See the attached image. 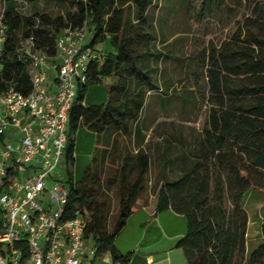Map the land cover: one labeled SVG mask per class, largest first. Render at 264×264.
<instances>
[{
	"label": "trees",
	"instance_id": "16d2710c",
	"mask_svg": "<svg viewBox=\"0 0 264 264\" xmlns=\"http://www.w3.org/2000/svg\"><path fill=\"white\" fill-rule=\"evenodd\" d=\"M198 1L203 10L209 2ZM160 2L72 0L57 14L24 16L7 0L0 16V94L13 90L29 95L30 62L21 59L22 51L38 50L54 58L57 38L66 30L86 26L92 47L110 44L112 51L90 64L70 111L68 167L75 161L80 129L95 134L96 142L82 180L74 182L68 171L66 212L80 210L89 216L85 239L94 260L109 254L112 264H131L132 254L121 253L115 243L147 190L151 159L146 146L155 131L142 119L147 98L162 93V105L174 98L186 109L200 99L195 91L201 74L206 121L194 149L165 139L169 144L158 155L154 211L171 210L186 218L177 248L187 264H264V220L263 241L247 257L249 216L244 208L250 190L264 192V0H251L250 15L236 23L233 33L207 44L195 59L193 90L180 92L159 77L164 55L154 42L165 33L157 30L150 11ZM105 79L110 80L107 102L84 105L89 87Z\"/></svg>",
	"mask_w": 264,
	"mask_h": 264
},
{
	"label": "built area",
	"instance_id": "2783aa9c",
	"mask_svg": "<svg viewBox=\"0 0 264 264\" xmlns=\"http://www.w3.org/2000/svg\"><path fill=\"white\" fill-rule=\"evenodd\" d=\"M90 37L86 26L66 30L54 58L27 49L32 92L0 94V264H86L89 216L66 212L71 185L56 177L68 172V123L78 86L103 56Z\"/></svg>",
	"mask_w": 264,
	"mask_h": 264
},
{
	"label": "rangeland",
	"instance_id": "374dc122",
	"mask_svg": "<svg viewBox=\"0 0 264 264\" xmlns=\"http://www.w3.org/2000/svg\"><path fill=\"white\" fill-rule=\"evenodd\" d=\"M17 11L24 16H32L35 12L57 14L69 7L72 0H13ZM251 0H209L202 9V1L198 0H161L157 9H152L150 15L153 18L158 31H164L165 37L157 36L154 42L155 50L163 53L164 60L159 67L160 79L167 84L175 85V92L184 88L193 90L195 71L197 64L195 59L205 51L211 40L220 42L229 37L236 29V23L241 22L244 17L251 13ZM7 0H0V16L2 15ZM101 53L107 55L112 51L110 44L98 45ZM26 48V47H24ZM22 48V49H24ZM25 52L21 53V59H25ZM200 87L196 89L200 95L199 101L186 109L181 106L178 99L167 98L166 104L162 105L161 99L165 98L162 93L151 94L147 98L146 107L142 119L155 129L154 137L149 139L146 152L151 159V168L148 174L147 190L140 199L146 202L154 200V189L160 172L159 153L168 146V138L174 146L184 144L187 150L194 149L200 137L206 121L207 106L202 98L206 91L205 81L200 74ZM110 80L105 79L101 84L90 86L85 103L88 105L105 104L108 100ZM151 134L148 132L147 136ZM76 150L74 164L70 163L68 171L71 172L74 182L82 180L84 171L91 161V155L95 148L96 137L85 128L76 134ZM182 143H178V140ZM157 148L159 151L157 152ZM62 176L56 179L65 182L69 187V175L67 170L62 169ZM171 173V172H170ZM251 196V195H249ZM245 197L246 209L251 215L250 239L248 241L249 252L258 245L257 237L260 235V225L256 222L255 203H250V197ZM255 197V195H254ZM46 202L50 201L49 196ZM116 211V201H112ZM187 227V226H186ZM131 225L126 232L120 233L116 244L130 243L138 233ZM88 258L86 264H111L109 261L94 260L90 255L91 244L87 246Z\"/></svg>",
	"mask_w": 264,
	"mask_h": 264
},
{
	"label": "crops",
	"instance_id": "0c3cea01",
	"mask_svg": "<svg viewBox=\"0 0 264 264\" xmlns=\"http://www.w3.org/2000/svg\"><path fill=\"white\" fill-rule=\"evenodd\" d=\"M84 105L90 106L85 101ZM246 196L250 197V203H255V207H253L255 219L260 225V235L256 238L258 245L253 249L254 251L263 241L261 225L264 220V192L252 189ZM246 203L247 200L245 202L244 198V208L249 216L246 236V256L248 257L253 252L248 253L252 217L246 209ZM131 225L138 231L134 239L130 243L126 242L121 245L115 243L121 253L132 254L131 264H187L183 251L177 248L178 241L185 235L187 229V221L184 216L177 215L171 210L155 214L153 200L146 202L139 199L135 211L127 221L122 233L126 232ZM103 259L112 264L109 254L105 255Z\"/></svg>",
	"mask_w": 264,
	"mask_h": 264
}]
</instances>
